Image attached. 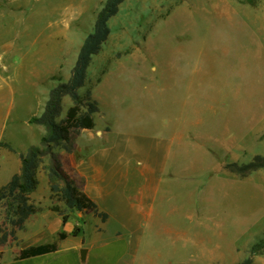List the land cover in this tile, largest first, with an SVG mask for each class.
<instances>
[{"label":"rangeland","instance_id":"374dc122","mask_svg":"<svg viewBox=\"0 0 264 264\" xmlns=\"http://www.w3.org/2000/svg\"><path fill=\"white\" fill-rule=\"evenodd\" d=\"M105 1L0 0V187L46 135L29 119L69 79ZM108 26L78 89L97 127L177 136L140 264H264V251L249 258L264 242V169L226 168L264 158V0H125ZM71 106L64 97L57 122Z\"/></svg>","mask_w":264,"mask_h":264},{"label":"crops","instance_id":"0c3cea01","mask_svg":"<svg viewBox=\"0 0 264 264\" xmlns=\"http://www.w3.org/2000/svg\"><path fill=\"white\" fill-rule=\"evenodd\" d=\"M93 130L77 135L76 149L71 155H62V165L107 220L75 211L64 224L50 209L49 189L43 197L33 191L30 201L42 210L16 233L18 245L0 250V264H140L144 228L157 217L162 181L170 176V149L176 134L172 130L164 136H143L114 130L109 124L97 127L96 123ZM81 134L85 135L83 143L78 141ZM75 227L80 228L77 236L72 235ZM61 232L66 238L58 241L57 251L15 259L20 249L52 244Z\"/></svg>","mask_w":264,"mask_h":264},{"label":"trees","instance_id":"16d2710c","mask_svg":"<svg viewBox=\"0 0 264 264\" xmlns=\"http://www.w3.org/2000/svg\"><path fill=\"white\" fill-rule=\"evenodd\" d=\"M124 1H105L96 17L92 31L84 38L79 48L69 79L51 89L43 112L29 119L30 124L45 128L46 135L40 139L38 146L30 147L24 155L20 156L19 174L0 187V207L4 209V216L0 223V247L9 246L11 243L18 245L16 233L24 229L25 222L30 216L42 210L30 201V194L36 189L35 172L44 158L48 161L43 167V173L47 179L52 201L50 209L61 216L64 224L69 214L75 211L91 213L102 222L107 220V215L98 210L96 204L82 192L76 181L64 170L62 157L54 150L61 149L67 154L74 153L75 135L82 130H93L95 127L94 115L99 112L98 104L92 99L90 92L81 97L78 89L84 85L92 57L100 51L110 33L109 20L117 15ZM64 97L72 101V106L67 110L64 118L57 122ZM226 168L232 174L246 177L259 169H264V158L256 156L245 165L238 166L233 163L228 164ZM55 203H61L64 207L60 208ZM79 233L80 228L75 227L72 235L77 236ZM65 238L66 234L61 232L58 240L52 244L22 248L15 259L23 260L55 252L58 250V241ZM263 251L264 242L253 245L250 248L249 258ZM2 257L3 252L0 251V262ZM249 263L250 259L243 264Z\"/></svg>","mask_w":264,"mask_h":264}]
</instances>
